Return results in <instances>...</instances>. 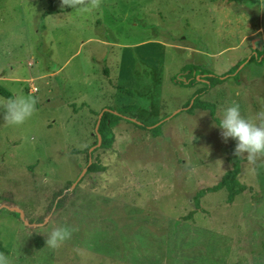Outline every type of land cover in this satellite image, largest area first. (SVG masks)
Returning <instances> with one entry per match:
<instances>
[{
	"label": "rangeland",
	"instance_id": "rangeland-1",
	"mask_svg": "<svg viewBox=\"0 0 264 264\" xmlns=\"http://www.w3.org/2000/svg\"><path fill=\"white\" fill-rule=\"evenodd\" d=\"M257 3L82 0L72 9L61 0H0V88L36 100L22 125L0 113L8 264H264V156H239L243 192H206L194 205L232 170L235 141L193 100L213 104L218 121L231 102L247 117L264 113ZM49 4L58 13L46 15ZM255 53L260 66L241 64L236 79L200 97L198 77L189 87L173 82L184 67L222 75ZM125 106L133 108L118 114L129 121L107 123L112 145L94 148L87 166L99 114ZM61 225L75 231L48 248L47 234Z\"/></svg>",
	"mask_w": 264,
	"mask_h": 264
},
{
	"label": "clouds",
	"instance_id": "clouds-1",
	"mask_svg": "<svg viewBox=\"0 0 264 264\" xmlns=\"http://www.w3.org/2000/svg\"><path fill=\"white\" fill-rule=\"evenodd\" d=\"M62 5L76 9L82 6V0H61ZM258 10H264V0H258ZM36 100L34 97L14 93L0 103V113L3 120L12 126L22 125L35 112ZM259 114L256 118L242 115L241 106L236 102L229 103L223 108L221 118L216 126L221 130V137L227 141H235L234 155L245 156L249 163H255L259 157L264 156V119ZM74 228L61 225L53 228L44 241L50 249H56L69 240ZM0 264H8V258L0 253Z\"/></svg>",
	"mask_w": 264,
	"mask_h": 264
},
{
	"label": "trees",
	"instance_id": "trees-1",
	"mask_svg": "<svg viewBox=\"0 0 264 264\" xmlns=\"http://www.w3.org/2000/svg\"><path fill=\"white\" fill-rule=\"evenodd\" d=\"M48 7L49 8L45 13L46 15L58 13L57 11H52L50 4ZM262 61H263L262 53L252 54L248 60L241 61L240 63L236 64L235 66H233L231 69H229L226 73H224L222 75H214L212 73L199 71L194 66L184 67V70H183L184 74L183 75H185V73H188L189 76L184 77L183 75L179 76V75H181V74H179L177 78L173 79V82L176 85L189 87L193 84L195 78L198 77L200 79L199 81L203 80L202 82L205 83V86L201 89L196 90L193 94V97H200V96L206 94L215 85L221 84L229 78L236 79L237 73H235V72L238 70V68L241 64L244 63V66H245L247 64L253 63L256 66H260L262 64ZM197 72H199V73H197ZM197 74H198V76H197ZM193 77H194V79H193ZM0 95H2L5 98H9L11 96V94H9L8 92L4 91L1 88H0ZM192 105L195 107L201 108L203 110L209 109V115L212 118V120L214 121V123L218 122V120L214 116L215 108H214L213 104L208 103V102H203V101L196 99V100H193ZM185 107H187V106H185ZM132 108H133V106L122 107V108H120V110H118L116 112L117 114H113L110 110H106L102 113V116H101L100 121H99L98 129H97V132L100 136V145L102 148L109 149L112 145V142H113V134L109 130L107 123L112 119H125V120L129 121V119L123 118L121 115H119L118 112H125L126 113V112H129L130 110H132ZM136 125H138V124H136ZM153 125H155V123H153L152 125L139 124L140 127H147V128L153 127ZM157 126L154 127V129L151 131L154 136L158 135V127ZM96 142H97V137H96ZM230 150H231V153L233 155V158L235 159L234 163H233L232 170L226 172L223 175L222 179L216 185L208 188L206 191H201V192L197 193L195 198H194V205L195 206H198V200L206 192H216V191H219L221 189H225L228 192L229 197L233 198L235 195H237V194H239L245 190L244 186L239 185L235 179V177L238 173V170H239L240 158H239V156L234 155V151H233L232 147L230 148Z\"/></svg>",
	"mask_w": 264,
	"mask_h": 264
},
{
	"label": "water",
	"instance_id": "water-1",
	"mask_svg": "<svg viewBox=\"0 0 264 264\" xmlns=\"http://www.w3.org/2000/svg\"><path fill=\"white\" fill-rule=\"evenodd\" d=\"M103 112H104V111H102V112L99 114V116H98V118H97V121H96V124H95L94 133H95V135H96V137H97V142H96V144H95V145H94V146L88 151V162H87V166H89V165L91 164V156H90L91 151H92L94 148L100 146V136H99V134H98V132H97V129H98L99 121H100V118H101ZM85 171H86V168H84V169L81 171V173H80V175L78 176L76 182H78V181L80 180V178L83 176V174L85 173Z\"/></svg>",
	"mask_w": 264,
	"mask_h": 264
},
{
	"label": "crops",
	"instance_id": "crops-1",
	"mask_svg": "<svg viewBox=\"0 0 264 264\" xmlns=\"http://www.w3.org/2000/svg\"><path fill=\"white\" fill-rule=\"evenodd\" d=\"M260 30H261V29H258L256 32L260 33V32H259Z\"/></svg>",
	"mask_w": 264,
	"mask_h": 264
}]
</instances>
